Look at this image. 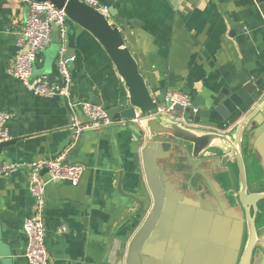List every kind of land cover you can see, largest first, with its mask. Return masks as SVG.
I'll return each instance as SVG.
<instances>
[{
    "label": "crops",
    "instance_id": "crops-1",
    "mask_svg": "<svg viewBox=\"0 0 264 264\" xmlns=\"http://www.w3.org/2000/svg\"><path fill=\"white\" fill-rule=\"evenodd\" d=\"M104 1L113 9L110 22L122 33L152 97L177 91L192 101L208 100L222 88L255 82L264 75V0ZM27 15V5L0 0V112L10 114L5 127L15 141L1 151L0 166L54 159L64 152V164L82 165L76 186L46 185L43 221L49 264H124L128 243L152 206L140 154L144 142L129 129V122L119 120L85 131L73 142L65 102L36 97L13 76L15 57L23 51L19 39ZM58 48L53 39L38 53L32 80L48 74L57 80ZM68 68L74 101L95 98L103 108L127 105L128 94L106 53L78 27ZM182 118L188 126L201 123ZM205 124L218 130L233 127L226 122ZM253 147L264 168V130ZM28 175L22 166L14 174L0 175V264H28L23 223L34 211ZM41 176L47 178L46 173ZM177 178L172 197L182 191L186 195L178 196L182 202L174 203L173 216L184 224L182 233L199 226L197 233L210 240L208 246L205 243L208 256L218 257L221 264L229 247L231 220L220 209L200 211L196 197L182 185L186 178ZM231 181L235 186L236 173ZM202 195L209 208L213 198L205 190ZM137 201L144 203L140 213ZM189 246L194 251L196 246ZM178 248L170 242L162 252L173 255ZM182 248V262L188 258V264H197L193 252L186 254V242Z\"/></svg>",
    "mask_w": 264,
    "mask_h": 264
},
{
    "label": "water",
    "instance_id": "water-1",
    "mask_svg": "<svg viewBox=\"0 0 264 264\" xmlns=\"http://www.w3.org/2000/svg\"><path fill=\"white\" fill-rule=\"evenodd\" d=\"M32 1L50 2L64 10V56L68 65L74 56L78 27L102 47L128 94L126 106L113 105L104 109L109 119L129 122V129L138 140L144 142L140 154L152 206L128 243L124 264H188V258L182 262L184 242L187 243L186 254L193 252L197 264H219L218 257L213 260L208 256L206 246L210 240L207 235L197 233L199 226L187 234L182 233L184 224L180 218L173 216L174 203L182 202L178 196L186 195L182 191L177 197H172L170 191L177 177L186 178L182 185L196 197L200 211L220 209L222 215L231 220L229 247L221 264H264V221L259 225L264 216V187L252 191L249 185L250 181L264 183V168L253 147L256 137L264 130V75L255 82L222 88L208 100L192 101L191 108L185 110L184 115L198 119L201 123L196 125L188 126L183 120H173L167 115L146 117L158 105L163 106L164 95H150L122 33L110 22L114 16L111 6L104 0H97L100 6L107 9L108 16H105L97 8L78 0ZM53 39L59 46L55 25H51ZM46 77L49 84L55 80L52 74ZM90 102L102 106L95 98H91ZM194 108L196 112H193ZM136 114L140 123H131ZM206 122H226L233 127L218 130L209 127ZM14 142L8 140L0 143V153ZM248 167L254 175L251 179ZM46 172L43 170L41 174ZM234 173L237 175L235 186L231 181ZM204 190L213 198L209 208L203 202ZM137 204V213H140L144 203L137 201ZM171 229L173 233H170ZM170 242L179 245V248L174 250L173 255L168 252L164 254L163 246ZM189 244L196 246L194 251H191Z\"/></svg>",
    "mask_w": 264,
    "mask_h": 264
},
{
    "label": "built area",
    "instance_id": "built-area-1",
    "mask_svg": "<svg viewBox=\"0 0 264 264\" xmlns=\"http://www.w3.org/2000/svg\"><path fill=\"white\" fill-rule=\"evenodd\" d=\"M27 5L28 15L23 25L22 37L19 45L23 51L16 55L14 60L13 76L18 79L27 91L36 97L48 99H62L70 111V128L73 142L85 131L100 130L109 127L114 120L107 117L103 107L89 101H74L71 97V74L65 59L66 40V15L63 9L56 8L50 2H34L32 0H17ZM79 2L97 8L105 16L107 9L100 6L97 0H78ZM51 25L57 28L60 41L57 51L56 69L57 80L51 84L47 77L40 76L34 80L31 78L32 67L40 51L45 49L51 42ZM192 99L177 91H167L164 94L163 106L148 113L146 117L167 115L173 120H183L184 111L191 108ZM181 108L180 118L174 117L175 108ZM193 112L197 110L192 109ZM10 114L0 112V143L10 140L5 124L10 119ZM140 123L139 115L130 121ZM65 152L54 159H41L31 163H3L0 166V175L9 176L26 167L28 175V191L34 201V211L30 218L25 219L23 231L27 238L24 258L28 264H49V256L44 243L45 226L43 221L45 209V188L51 182L69 183L76 186L82 176L83 166L80 164H64ZM46 170L47 178L41 176V171Z\"/></svg>",
    "mask_w": 264,
    "mask_h": 264
},
{
    "label": "flooded vegetation",
    "instance_id": "flooded-vegetation-1",
    "mask_svg": "<svg viewBox=\"0 0 264 264\" xmlns=\"http://www.w3.org/2000/svg\"><path fill=\"white\" fill-rule=\"evenodd\" d=\"M250 184H251L250 189H251L252 191H256L257 189H259V188H263V187H264V183H263V181H262V182L259 181L258 183H256V181H255V182L250 181V182H249V185H250ZM258 232L260 233V232H261V229H259ZM258 257H259V255L257 254V259H258ZM255 258H256V257H255Z\"/></svg>",
    "mask_w": 264,
    "mask_h": 264
},
{
    "label": "rangeland",
    "instance_id": "rangeland-1",
    "mask_svg": "<svg viewBox=\"0 0 264 264\" xmlns=\"http://www.w3.org/2000/svg\"><path fill=\"white\" fill-rule=\"evenodd\" d=\"M45 49H47V47H45ZM36 72H37L36 68L33 67L31 75L33 74V76H35ZM175 110H176V114L175 115H177V117H179L180 116V112H182L181 108L176 107ZM186 123H187V121H186ZM260 176H262V175H260ZM263 221H264V216H263V218L260 219L259 225H262Z\"/></svg>",
    "mask_w": 264,
    "mask_h": 264
}]
</instances>
